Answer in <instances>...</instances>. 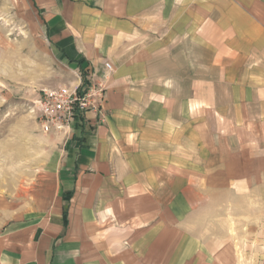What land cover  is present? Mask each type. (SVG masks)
<instances>
[{
    "label": "crops",
    "instance_id": "crops-1",
    "mask_svg": "<svg viewBox=\"0 0 264 264\" xmlns=\"http://www.w3.org/2000/svg\"><path fill=\"white\" fill-rule=\"evenodd\" d=\"M28 1L74 87L112 72L105 120L0 202V264H213L212 217L264 207V0Z\"/></svg>",
    "mask_w": 264,
    "mask_h": 264
},
{
    "label": "rangeland",
    "instance_id": "rangeland-1",
    "mask_svg": "<svg viewBox=\"0 0 264 264\" xmlns=\"http://www.w3.org/2000/svg\"><path fill=\"white\" fill-rule=\"evenodd\" d=\"M75 81L77 74L41 33L29 1L0 0V202L16 203L19 194L29 192L52 149L51 132L41 128L36 104L46 93L72 89ZM224 125L223 120L217 132L222 138ZM241 206L233 211L244 215L213 216L216 230L201 233L218 238L217 247L202 249L213 264H264V207ZM206 207L209 202L201 217L187 216V223L201 218L206 225L211 218Z\"/></svg>",
    "mask_w": 264,
    "mask_h": 264
},
{
    "label": "built area",
    "instance_id": "built-area-1",
    "mask_svg": "<svg viewBox=\"0 0 264 264\" xmlns=\"http://www.w3.org/2000/svg\"><path fill=\"white\" fill-rule=\"evenodd\" d=\"M112 72L109 63L104 64L102 80L95 81L94 75H87V87L81 92L79 83L72 89L59 88L46 93L36 104V111L40 117L41 128L45 133H56L63 138L70 137L75 125L76 117H84L92 113L98 122L106 117V80Z\"/></svg>",
    "mask_w": 264,
    "mask_h": 264
},
{
    "label": "trees",
    "instance_id": "trees-1",
    "mask_svg": "<svg viewBox=\"0 0 264 264\" xmlns=\"http://www.w3.org/2000/svg\"><path fill=\"white\" fill-rule=\"evenodd\" d=\"M79 72H80V74H81V85L79 86V88H78V90H79V92L81 91H83L86 87H87V85H88V82L86 81V79H85V74H86V72L84 71V67L83 66H80L79 67ZM75 131H79V133H82V117H80V116H77L76 117V121H75Z\"/></svg>",
    "mask_w": 264,
    "mask_h": 264
}]
</instances>
